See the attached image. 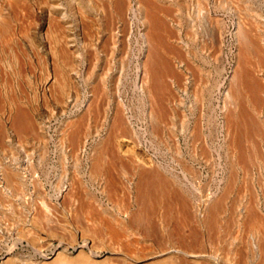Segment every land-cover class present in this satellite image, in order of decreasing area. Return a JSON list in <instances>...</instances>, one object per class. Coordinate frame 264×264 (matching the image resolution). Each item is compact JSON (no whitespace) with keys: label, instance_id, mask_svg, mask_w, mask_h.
<instances>
[{"label":"rangeland","instance_id":"rangeland-1","mask_svg":"<svg viewBox=\"0 0 264 264\" xmlns=\"http://www.w3.org/2000/svg\"><path fill=\"white\" fill-rule=\"evenodd\" d=\"M174 263L264 264V0H0V264Z\"/></svg>","mask_w":264,"mask_h":264},{"label":"bare ground","instance_id":"bare-ground-1","mask_svg":"<svg viewBox=\"0 0 264 264\" xmlns=\"http://www.w3.org/2000/svg\"><path fill=\"white\" fill-rule=\"evenodd\" d=\"M87 2V1H86ZM98 2V1H97ZM114 2V1H113ZM241 4V3H240ZM84 5V4H83ZM77 9V8H76ZM106 15V14H105ZM81 17V16H80ZM89 17V16H88ZM198 17V16H197ZM85 20V19H84ZM88 22V21H87ZM96 24V23H95ZM89 26V25H88ZM94 30V29H93ZM154 61V60H153ZM158 62V61H157ZM249 129V128H248ZM253 129V128H252ZM255 130V129H254ZM254 132V131H253ZM5 169V168H4ZM14 182V181H13ZM11 183V182H10ZM8 184V183H7ZM14 188V187H13ZM19 189V188H18ZM19 191V190H18ZM15 194V193H14ZM18 196V195H17ZM241 196V195H240ZM245 196V195H244ZM236 202V201H235ZM248 203V202H247ZM12 205V204H11ZM10 207V206H9ZM234 208V207H233ZM245 208V207H244ZM249 209V208H248ZM2 211V210H1ZM234 211V210H233ZM5 212V211H4ZM236 214V213H235ZM250 214V213H249ZM253 215V214H252ZM254 217V216H253ZM252 218V217H251ZM241 219V218H240ZM242 220V219H241ZM233 222V221H232ZM234 223V222H233ZM232 223V224H233ZM253 223V222H252ZM257 223V222H256ZM255 223V224H256ZM223 224V223H222ZM242 224V223H241ZM238 225V224H237ZM240 225V224H239ZM260 225V224H259ZM226 227V226H225ZM235 227V226H234ZM233 227V228H234ZM252 227V226H251ZM263 227V226H262ZM232 228V229H233ZM238 228V227H237ZM257 228V227H256ZM228 230V229H227ZM238 230V229H237ZM248 230V229H247ZM258 230V229H257ZM263 230V229H262ZM213 231V230H212ZM228 232V231H227ZM241 232V231H240ZM114 233V232H113ZM239 233V232H238ZM259 234V233H258ZM224 235V234H223ZM246 235V234H245ZM122 236V235H121ZM128 236V235H127ZM243 236V235H242ZM215 237H217V236H215ZM224 238V237H223ZM239 238V237H238ZM121 240V239H120ZM227 240V239H226ZM220 241V240H219ZM131 244V243H130ZM133 244V243H132ZM257 244V243H256ZM262 244V243H261ZM117 246V245H116ZM232 248V247H231ZM128 249V248H127ZM142 250V249H141ZM151 250V249H150ZM121 252V251H120ZM123 252V251H122ZM153 252V251H152ZM253 252V251H252ZM259 252V251H258ZM118 253V252H117ZM133 253V252H132ZM162 254V253H161ZM200 254V253H199ZM199 254H193V255H191V257H194V259L195 258H197V257H199L200 255ZM215 254V253H214ZM251 255V254H250ZM164 256V255H163ZM170 256V255H169ZM230 256V255H229ZM130 257V256H129ZM143 258V257H142ZM145 258V257H144ZM200 258V257H199ZM134 259V258H133ZM171 259V258H170ZM177 260V259H176ZM257 260V259H256ZM215 261V260H214ZM175 262V261H174ZM156 263V262H155ZM228 263V262H227ZM175 264V263H174Z\"/></svg>","mask_w":264,"mask_h":264}]
</instances>
